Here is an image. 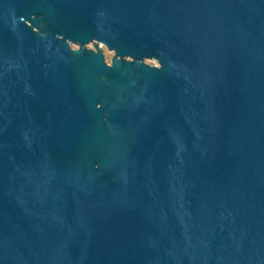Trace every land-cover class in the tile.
I'll return each mask as SVG.
<instances>
[{"label":"water","instance_id":"1","mask_svg":"<svg viewBox=\"0 0 264 264\" xmlns=\"http://www.w3.org/2000/svg\"><path fill=\"white\" fill-rule=\"evenodd\" d=\"M0 264H264V0H0Z\"/></svg>","mask_w":264,"mask_h":264}]
</instances>
